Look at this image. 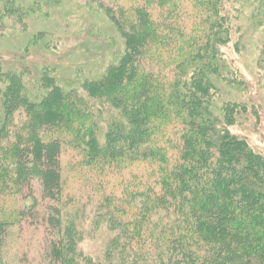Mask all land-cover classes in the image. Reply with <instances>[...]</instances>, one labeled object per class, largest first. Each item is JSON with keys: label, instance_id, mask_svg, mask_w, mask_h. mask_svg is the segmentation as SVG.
<instances>
[{"label": "trees", "instance_id": "1", "mask_svg": "<svg viewBox=\"0 0 264 264\" xmlns=\"http://www.w3.org/2000/svg\"><path fill=\"white\" fill-rule=\"evenodd\" d=\"M65 2L104 17L109 59L67 88L24 62L56 50L53 33L30 34L19 66L0 57V264L22 223L42 238L15 264H264V152L230 130L264 125V0H0V34ZM242 15L251 81L239 26L231 39Z\"/></svg>", "mask_w": 264, "mask_h": 264}, {"label": "rangeland", "instance_id": "2", "mask_svg": "<svg viewBox=\"0 0 264 264\" xmlns=\"http://www.w3.org/2000/svg\"><path fill=\"white\" fill-rule=\"evenodd\" d=\"M62 5L63 7L53 10L48 18L33 16L30 19L28 32L26 33L10 32L8 30L1 33L0 57L7 65L19 66L23 62L14 63L15 60L11 58L21 56L30 34L32 35L37 31L53 33L54 36L60 39L58 48L51 51L44 50L41 47L30 49V53L25 57L24 62L32 77L34 74L37 75L39 70L46 65L55 68L53 75L50 72L47 73L48 77L51 79L57 77L62 87L70 88L76 85L74 78L76 69H80L82 75L94 76L92 73H99L106 67L109 58L106 57L103 49L100 50L97 43L100 40L99 35L103 38L102 28L109 26V24L102 15H94L91 13L92 11L79 8L74 3L65 2ZM245 17L246 15L240 16L231 27L232 40L235 39L232 31L238 33L237 26L240 27L245 43L243 53L239 55L241 58L231 53L234 52L233 49L229 51V54L230 57L238 58V60L236 59V66L241 68L245 80L251 81L255 70L253 64L254 51L250 48L249 42L254 37L256 38V33H253L252 30L249 31L250 28L244 22ZM263 76L262 74L261 78ZM257 92L258 97L255 99L257 102L263 103L264 91L258 90ZM235 94H229L228 97L234 99L239 97ZM230 130L232 133L246 136L249 146L254 151L264 152V125L261 126L260 130L258 129L259 131L254 129L253 133L245 131V127L238 125H234ZM64 164L66 163L64 162ZM70 183L69 179V186ZM10 230L3 251V261L6 264H15L16 258L21 253L28 259H31V255L38 254L37 243L42 238L40 230L34 229L27 223H22L18 227H11ZM106 240L107 235L102 232L95 233L91 237L84 236L80 248L84 254L94 255L99 252L100 248L105 246Z\"/></svg>", "mask_w": 264, "mask_h": 264}]
</instances>
